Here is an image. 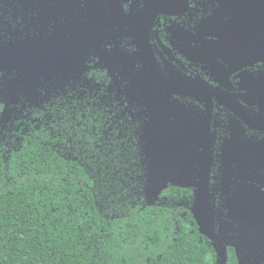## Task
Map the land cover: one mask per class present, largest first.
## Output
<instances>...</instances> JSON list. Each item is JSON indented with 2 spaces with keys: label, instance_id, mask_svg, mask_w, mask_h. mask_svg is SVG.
I'll return each mask as SVG.
<instances>
[{
  "label": "flooded vegetation",
  "instance_id": "obj_1",
  "mask_svg": "<svg viewBox=\"0 0 264 264\" xmlns=\"http://www.w3.org/2000/svg\"><path fill=\"white\" fill-rule=\"evenodd\" d=\"M70 47L69 57H49L52 76L41 78L37 98L83 97L119 113L135 127L139 147L149 122L162 135L154 142L171 143L172 132H181L199 158L181 165V184H168L160 197L167 189L182 194L190 212L209 136V190L221 211L213 230L220 239L251 241L256 229L238 226L234 211L264 196V0H0L6 91L10 56ZM7 98L15 110L24 106L14 115L30 113L25 97L15 105ZM195 225L216 263L217 240ZM226 251L237 260L234 248Z\"/></svg>",
  "mask_w": 264,
  "mask_h": 264
},
{
  "label": "trees",
  "instance_id": "obj_2",
  "mask_svg": "<svg viewBox=\"0 0 264 264\" xmlns=\"http://www.w3.org/2000/svg\"><path fill=\"white\" fill-rule=\"evenodd\" d=\"M5 87L0 264H214L182 194L145 199L127 117L83 97H36L29 114L4 122ZM225 264H237L233 252Z\"/></svg>",
  "mask_w": 264,
  "mask_h": 264
},
{
  "label": "water",
  "instance_id": "obj_3",
  "mask_svg": "<svg viewBox=\"0 0 264 264\" xmlns=\"http://www.w3.org/2000/svg\"><path fill=\"white\" fill-rule=\"evenodd\" d=\"M24 54H13L7 61L9 80L7 83V93L10 103L16 104L21 96L30 103L37 97V90L42 87L41 78L48 81L52 74L47 77L46 73L51 71L49 57L54 59H64L71 54V47L63 48L57 51H48L47 49L37 52H23ZM36 60V61H32ZM55 82L50 83L54 86ZM9 107L3 110L4 122L15 118V111L21 112L24 108ZM172 142L163 143L154 142V138L161 140L158 133H152V122L146 124L140 135V151L142 155V164L144 167L145 185L143 195L149 203H153L160 198V194L168 184H181L182 178L187 171L179 170L181 165L193 162V158L199 156L194 152L193 147L185 145L179 131L172 132ZM203 158L198 164L199 183L197 192L194 194V200L191 207L194 220L198 230L205 234L210 240H217L214 243L216 252V263L225 264L227 261L226 247L231 246L235 249L237 255V264H264V196L254 197L249 205L251 209L235 212L234 215L240 219L237 225L245 228L253 227L256 231L249 235L251 241L239 242L238 238L226 236L220 239L221 234L213 230V223L216 216L221 211L214 206L212 194L209 190V176L212 162L211 140L208 136V143L203 148ZM257 205V206H256Z\"/></svg>",
  "mask_w": 264,
  "mask_h": 264
}]
</instances>
